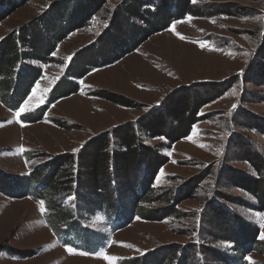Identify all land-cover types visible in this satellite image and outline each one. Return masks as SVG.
I'll return each instance as SVG.
<instances>
[{
	"label": "rangeland",
	"instance_id": "obj_1",
	"mask_svg": "<svg viewBox=\"0 0 264 264\" xmlns=\"http://www.w3.org/2000/svg\"><path fill=\"white\" fill-rule=\"evenodd\" d=\"M51 2L26 0L19 4L0 20V39L42 14ZM192 2L195 15L152 35L120 63L118 60L115 65L116 62L99 66L87 73L81 79V88L71 96L51 101L50 88L64 73L69 60L74 61L73 74L77 75L85 73L78 67L84 59L89 62L93 58L90 64L98 62L99 54L91 41L99 38L110 10L118 3L107 0L89 25L72 31L58 43L51 53L53 60H32V64L40 65L43 74L29 96L27 93L24 99L25 93L16 92V99L10 102L17 105L24 99L21 105L27 109L25 113L18 118L15 113L20 107L15 111L0 102V175L12 177L1 180L4 190L0 189V246L25 252L18 257L11 250H0V264H121L122 260H136L146 252L159 257L180 243L187 250L190 246L185 245L191 242L193 248L194 239L200 236L201 243L206 239L202 226L208 221L204 214L215 209V204H211L213 191L219 189L224 195L221 204L225 210L218 211V220L213 219L220 223L219 229L209 222L211 233L220 236L223 228L232 227L240 237L245 232L242 221L257 224L260 237L264 234V210L250 209L246 202L255 200L254 196L236 185L242 177L254 178L257 174L246 161L244 150L259 152L264 158V0ZM241 70L242 84L236 82ZM101 91L122 94L139 103V107L113 103L100 97ZM173 96L180 99L173 101ZM191 99L194 103L206 102L200 106V117L187 137L163 149L170 162L161 168L153 183L156 187L164 186V182L177 186L182 198L177 204L180 217L148 221L134 216L123 229L113 233L110 230L115 228L105 225L101 211L94 206V211L82 218L91 230H84L88 235L80 247L88 238L92 237V241L88 240L83 250L67 251L69 247L60 245L44 222L42 200L32 196L36 190L26 183L32 168L51 156L77 151L89 137L114 130L112 127L117 125L136 122L145 126L147 121H160L170 129L175 118L171 108L177 105L181 109V101ZM158 103L161 105L154 110L163 115L155 122L149 120L153 113L150 109ZM248 122L251 125H245ZM239 138L244 146L233 142ZM159 141L153 137L147 143L156 146ZM194 181H199V186ZM191 190L194 193L188 197ZM139 204L149 207L161 202ZM82 210L77 209V215ZM201 213L203 218L199 219ZM191 214L194 220L187 217ZM233 214L240 219H232ZM105 234V246L91 254L89 250L103 243ZM61 235L71 242L80 239L74 231L64 230ZM218 244L221 243L215 242L213 247L221 249ZM246 259L247 264H264V252L252 250Z\"/></svg>",
	"mask_w": 264,
	"mask_h": 264
},
{
	"label": "trees",
	"instance_id": "obj_2",
	"mask_svg": "<svg viewBox=\"0 0 264 264\" xmlns=\"http://www.w3.org/2000/svg\"><path fill=\"white\" fill-rule=\"evenodd\" d=\"M25 1L0 0V20ZM106 1L53 0L42 14L13 29L0 39V102L6 108L17 110L35 79L41 75V69L30 62L53 60L51 53L58 43L72 31L89 25ZM110 11L107 23L99 32V38L91 41L95 43L99 54L96 59L102 64L117 61L134 51L152 35L161 33L174 22L197 13L192 0H118L114 9ZM91 61L93 62V58L89 62L84 59L78 67L85 69L86 72V66H90ZM73 65H75L74 61L67 69L72 75H74ZM242 75L243 70L237 74L236 82L239 80L241 84L243 83ZM75 91L74 83L62 79L53 87L51 101ZM16 92L25 93V97L19 104L10 105V102L16 99ZM99 96L124 107H139V103L134 100L112 91H101ZM177 99L180 97L173 96L172 100ZM186 99L188 100V96ZM185 103L181 101L183 105L181 109L177 105L171 108L172 117L175 118L174 126L170 129L160 121L149 124L147 120L145 126L136 122L127 126L117 125L112 127L115 128L114 130H104L89 137L77 151L51 156L32 168L30 171L32 173L28 174L30 179L26 183L36 190L32 196L44 201L46 207L43 213L44 222L53 231L54 238L60 245L80 251L84 249L88 240L92 241V237L88 238L85 245L80 247L88 235L84 230H91L82 223V218L86 214H91L87 212H93L94 206L101 211L105 225L107 227L112 225L115 228L109 229L113 233L120 228L123 229L134 216L143 220L159 221L180 215L177 204L182 198L177 186L164 182V186L156 187L153 183L161 168L170 162V157L163 149L171 148L176 141L190 134L200 117L198 113L200 106L206 102L197 100L194 103V99H191L190 102L185 101ZM152 108L150 110L153 113L149 120L155 119L157 122L163 113L154 110L157 108ZM24 119L27 120L25 117ZM245 125L251 124L248 122ZM252 125L257 129L255 123ZM153 137L160 138L156 146L147 143V140ZM233 142L244 146L240 138ZM84 147L86 148L82 154ZM244 151L246 161L251 163L257 174L254 178L242 177L240 184L236 185L255 197H253L255 200L249 203L247 201L246 205L252 210L262 211L264 210V158L259 152ZM2 177L8 179L12 177L3 173L0 175V189L4 190L2 181L5 179L2 180ZM194 184L196 187L199 186V181H194ZM189 186L190 184L185 187ZM219 190L213 191L215 198L211 204H215V209L204 214L208 221L207 224L203 222L202 226L205 241L198 242L199 236L198 239H194L193 248L191 242L185 245L190 246L187 250L184 249V244L180 243L176 245L177 248H172L169 253L165 252L159 257L146 252L136 260L134 258L122 262L124 261V264H149V262L189 264L191 261L193 264H216V262L247 264L246 257L250 251L264 252V239L260 238V228L255 223L241 221V227L245 232L243 231L240 237L235 234L232 227L223 228L224 231L220 236L211 233L209 222H212V227L219 229L220 223L214 222L213 219L218 220L216 216L218 211L225 210L224 204H221L224 195ZM193 191L191 190L187 196L193 195ZM68 198L71 199L66 202ZM141 201L148 205L158 202L161 204L146 207L139 204ZM80 208L83 210L77 215V209ZM193 216L194 214H191L187 217L193 219ZM201 218H203L202 213L199 216V219ZM236 218L238 216L233 214L232 219ZM64 230L78 233L80 239L74 238V242L64 239L61 235ZM189 236H191L190 232ZM106 238L105 234L103 243H98L96 248L93 247L89 252L95 254L105 245ZM207 240L209 243H206ZM214 241L221 243L218 244L221 249L213 247ZM222 242L225 245H222ZM3 249L11 250L12 254L18 257H23L25 253L23 250L0 246V250ZM192 258H195V261H192Z\"/></svg>",
	"mask_w": 264,
	"mask_h": 264
},
{
	"label": "crops",
	"instance_id": "obj_3",
	"mask_svg": "<svg viewBox=\"0 0 264 264\" xmlns=\"http://www.w3.org/2000/svg\"><path fill=\"white\" fill-rule=\"evenodd\" d=\"M72 56H74V55H72ZM125 56H127V55H124L123 57H125ZM52 57V56H51ZM123 57H121V58H119L117 61L120 63V61L122 60V58ZM53 58V57H52ZM71 59H72V57H71ZM32 62V61H31ZM30 62V63H31ZM70 62H71V60H69V64H70ZM114 62H116V61H114ZM114 62H112V63H114ZM112 63H106V64H102L99 60H98V62L96 63V64H91L90 66H86L87 68V71L83 74V75H77V74H74V75H72V74H69L68 72H67V69H68V66H69V64L67 65V67H66V69H65V71H64V73L63 74H61L60 76H59V78L58 79H56L55 81H54V84L51 86V88H50V96H51V94H52V89H53V87L58 83V82H60L62 79L63 80H66V81H68V82H71V83H74L75 85H76V91H78L80 88H81V86H82V83H81V79H82V77L83 76H85L87 73H89V72H91L92 70H94L95 68H97V67H99V66H105V65H108V64H112ZM118 63V64H119ZM115 64H117V62L116 63H114V65ZM114 65H109V66H107V67H111V66H114ZM36 66H38L40 69H41V67H40V65H38V64H36ZM18 70V69H17ZM41 71V70H40ZM43 73H42V71H41V75H42ZM40 77V76H39ZM38 77V78H39ZM37 78V79H38ZM37 79H35V81L33 82V86L31 87V89H30V91L29 92H32V90L34 89V87H35V84H36V80ZM75 91V92H76ZM72 94H74V93H70L69 95H66V96H63V97H60V98H57V99H55V100H58V99H63V98H66V97H69V96H71ZM30 95V93H28V96ZM27 97V96H26ZM51 99V98H50ZM54 103V102H53ZM53 103H51V104H53ZM50 104V103H49ZM49 104H46V105H49ZM19 106H21V104L19 105Z\"/></svg>",
	"mask_w": 264,
	"mask_h": 264
},
{
	"label": "snow or ice",
	"instance_id": "obj_4",
	"mask_svg": "<svg viewBox=\"0 0 264 264\" xmlns=\"http://www.w3.org/2000/svg\"><path fill=\"white\" fill-rule=\"evenodd\" d=\"M201 46H203V44ZM233 107H235V105H233ZM26 111H27V109H25L24 105H21L20 108H19V110H17L15 114L19 118ZM21 151H24L23 147H21ZM69 199H71V198H69ZM40 206H41L40 207L41 212L45 211L44 201H40ZM260 238L261 239H264V234H261V237ZM67 251L72 252L73 249L72 248H67ZM105 259L112 260L113 258L112 257H109V256H105ZM248 259H250V258H248Z\"/></svg>",
	"mask_w": 264,
	"mask_h": 264
},
{
	"label": "water",
	"instance_id": "obj_5",
	"mask_svg": "<svg viewBox=\"0 0 264 264\" xmlns=\"http://www.w3.org/2000/svg\"><path fill=\"white\" fill-rule=\"evenodd\" d=\"M184 86H188V85H184ZM158 105H160V103H158L157 105L153 106V108H152V109H154V108H157V107H158ZM101 132H102V131H101Z\"/></svg>",
	"mask_w": 264,
	"mask_h": 264
}]
</instances>
